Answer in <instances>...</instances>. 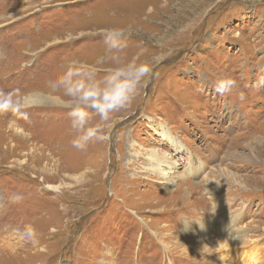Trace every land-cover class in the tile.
Here are the masks:
<instances>
[{
  "label": "rangeland",
  "instance_id": "rangeland-1",
  "mask_svg": "<svg viewBox=\"0 0 264 264\" xmlns=\"http://www.w3.org/2000/svg\"><path fill=\"white\" fill-rule=\"evenodd\" d=\"M138 64L128 105L72 126L67 100ZM0 93L19 100L0 110V264H208L180 232L227 264L210 228L224 211L264 264V0H0ZM94 125L105 138L76 147Z\"/></svg>",
  "mask_w": 264,
  "mask_h": 264
},
{
  "label": "clouds",
  "instance_id": "clouds-1",
  "mask_svg": "<svg viewBox=\"0 0 264 264\" xmlns=\"http://www.w3.org/2000/svg\"><path fill=\"white\" fill-rule=\"evenodd\" d=\"M123 29L111 28L104 31L106 39L115 34H122ZM113 47L117 45L113 43ZM149 68L145 64L129 65L126 69H117L115 74L110 77V87L102 92L95 87H89L86 92L80 94L78 100L69 99L63 105L70 109L68 115L71 118L72 126L75 128H83L88 121V112L85 110V106H92L99 113L102 122L109 119V114L115 110L128 105L135 95L137 87L141 79L147 75ZM73 71L70 69L65 76V82L71 84V77ZM236 86V81L230 77H225L216 81V91L224 94L230 92ZM79 83L75 84L69 89V96H75L79 91ZM239 99H244V94H239ZM19 100L14 99L10 93H0V110H9L17 107ZM102 128L100 126H92L87 128L84 135L77 140L73 141L76 147H84V145L91 139L103 140L105 137L101 134ZM13 199H19V197H13ZM33 233L29 231L28 237H31Z\"/></svg>",
  "mask_w": 264,
  "mask_h": 264
},
{
  "label": "bare ground",
  "instance_id": "bare-ground-1",
  "mask_svg": "<svg viewBox=\"0 0 264 264\" xmlns=\"http://www.w3.org/2000/svg\"><path fill=\"white\" fill-rule=\"evenodd\" d=\"M89 15V13H88ZM54 103V104H60L62 103L59 99L57 98H50L46 95H42V94H33L30 95L26 98L23 99V103L27 106H31V105H35V104H44V103ZM6 123V122H5ZM6 124H9L8 122ZM10 125V124H9ZM11 126V125H10ZM19 132V131H18ZM19 136V135H18ZM237 144L235 145V149L237 148ZM231 149V148H230ZM236 153V152H235ZM248 156V155H247ZM240 157V156H239ZM249 157V156H248ZM236 158V156H235ZM246 158V157H245ZM151 159V158H150ZM243 160V159H242ZM247 161V160H246ZM164 165L171 167H174V165L172 163H170L169 161H164L161 162ZM258 164V163H257ZM158 167H160V165H158ZM157 167V168H158ZM170 170V169H169ZM162 174H165L163 171H161ZM212 174V173H211ZM222 178H229V176H225L223 177V175L221 174ZM232 179L235 182L236 181V177L232 176ZM223 180V179H222ZM264 180V179H263ZM227 182V181H226ZM234 183V182H233ZM201 185V184H200ZM200 185H197L200 187ZM239 185V184H238ZM225 186V185H224ZM243 186V185H242ZM192 188V187H191ZM221 188V187H220ZM247 188V187H246ZM259 188V186H258ZM239 189V188H238ZM260 189V188H259ZM196 190V189H195ZM211 190V189H210ZM219 190V188H218ZM183 191L186 192V194H188L187 199L189 200L190 198V194L188 191V188L183 189ZM254 191V190H253ZM264 191V190H263ZM198 193V192H197ZM264 193V192H262ZM196 194V193H195ZM182 197V196H181ZM225 197V196H224ZM183 200H187L185 199V197L183 198ZM226 199V198H225ZM229 200V199H228ZM233 200V199H232ZM243 201V200H242ZM235 202V201H234ZM233 202V203H234ZM245 202V201H244ZM232 203V204H233ZM228 205V204H227ZM228 207V206H227ZM223 211V210H222ZM221 211V212H222ZM227 211V210H226ZM214 213H216V210H214ZM218 213V212H217ZM225 211L223 212V216L219 215L218 216H214V218H211V231L213 233L212 238L214 240H217V242L215 243V247L216 250L219 254V259L221 262L223 263H227V264H257V260L255 259L256 257V253L254 250V245L255 242L253 241H249L251 236H248L245 232L242 231V228H236V224L238 219L241 220L243 219V215H237L233 218H225L224 214ZM228 213V212H226ZM231 214V213H230ZM225 215V216H224ZM192 229V228H191ZM199 233H205L207 230H205V227L200 226L199 228ZM182 233L183 236V240H181V244L185 245L188 244L189 242H191V244H196L197 242L202 241L203 246H204V251L203 253L206 254V263L208 264H219L217 261H215V259L217 258H209L208 255L209 253H213V251H209V243L208 240L210 239V237H203L200 240H197V236H193L192 233H187V232H180ZM180 235V234H179ZM231 236H234L232 239H230ZM172 237V236H171ZM199 239V238H198ZM249 239V240H248ZM161 240V239H160ZM166 240V239H164ZM188 240V242H187ZM177 241V240H176ZM164 244V243H163ZM172 244V243H171ZM164 250L166 252H169V250L163 245ZM178 247V246H177ZM211 247V246H210ZM214 247V248H215ZM186 248H183V250H185ZM196 249V248H195Z\"/></svg>",
  "mask_w": 264,
  "mask_h": 264
}]
</instances>
